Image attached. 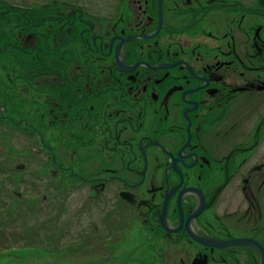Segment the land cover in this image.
<instances>
[{
  "label": "flooded vegetation",
  "instance_id": "af4514ba",
  "mask_svg": "<svg viewBox=\"0 0 264 264\" xmlns=\"http://www.w3.org/2000/svg\"><path fill=\"white\" fill-rule=\"evenodd\" d=\"M0 76L139 263L264 264V0H0Z\"/></svg>",
  "mask_w": 264,
  "mask_h": 264
},
{
  "label": "rangeland",
  "instance_id": "374dc122",
  "mask_svg": "<svg viewBox=\"0 0 264 264\" xmlns=\"http://www.w3.org/2000/svg\"><path fill=\"white\" fill-rule=\"evenodd\" d=\"M4 78L0 88L6 94ZM0 123V264H141L135 253L123 251L137 235L126 236L129 243L121 237L118 224L104 218L106 203L88 197L89 188L80 183L49 187L57 182L47 165L43 174L45 163L39 165L30 149L33 141L20 128ZM107 232V239H116L105 246Z\"/></svg>",
  "mask_w": 264,
  "mask_h": 264
},
{
  "label": "trees",
  "instance_id": "16d2710c",
  "mask_svg": "<svg viewBox=\"0 0 264 264\" xmlns=\"http://www.w3.org/2000/svg\"><path fill=\"white\" fill-rule=\"evenodd\" d=\"M23 165H24V167L26 166H28V164H25V163H23ZM24 169V168H23ZM23 169L22 168H20L19 170H22V171H18V172H21L22 174H23ZM7 172H9V171H7ZM46 264H52V263H46Z\"/></svg>",
  "mask_w": 264,
  "mask_h": 264
},
{
  "label": "water",
  "instance_id": "95a60500",
  "mask_svg": "<svg viewBox=\"0 0 264 264\" xmlns=\"http://www.w3.org/2000/svg\"><path fill=\"white\" fill-rule=\"evenodd\" d=\"M231 243H235V242H231Z\"/></svg>",
  "mask_w": 264,
  "mask_h": 264
}]
</instances>
